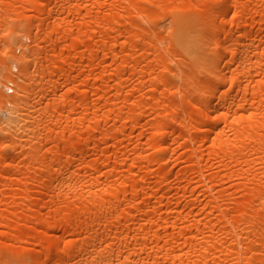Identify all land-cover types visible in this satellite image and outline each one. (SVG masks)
I'll use <instances>...</instances> for the list:
<instances>
[{
  "label": "bare ground",
  "instance_id": "bare-ground-1",
  "mask_svg": "<svg viewBox=\"0 0 264 264\" xmlns=\"http://www.w3.org/2000/svg\"><path fill=\"white\" fill-rule=\"evenodd\" d=\"M0 264H264V0H0Z\"/></svg>",
  "mask_w": 264,
  "mask_h": 264
}]
</instances>
